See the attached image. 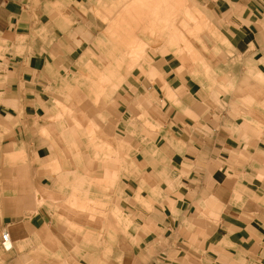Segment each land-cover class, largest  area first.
Masks as SVG:
<instances>
[{
	"label": "crops",
	"instance_id": "1",
	"mask_svg": "<svg viewBox=\"0 0 264 264\" xmlns=\"http://www.w3.org/2000/svg\"><path fill=\"white\" fill-rule=\"evenodd\" d=\"M133 1L128 11V0H0V40L9 38L0 57V151L28 157L2 160L24 174L12 185L9 171L4 182L0 241L7 228L13 248L0 251V264H264V0H185L208 26L206 50L196 48L211 79L203 64L175 55L171 36L140 32L144 24L155 28L160 7L165 13L175 0ZM182 21L192 22L185 13ZM116 23L142 26L136 36L151 63L133 69L103 109L117 122L115 132L103 131L122 141L113 144L119 163L79 145L78 162L43 133L62 134L44 122L54 100L49 89L93 71L81 68L85 55H110ZM141 111L157 128L138 122L134 135L128 118ZM97 199L104 220L92 218L88 201ZM117 215L125 226L113 225Z\"/></svg>",
	"mask_w": 264,
	"mask_h": 264
},
{
	"label": "rangeland",
	"instance_id": "2",
	"mask_svg": "<svg viewBox=\"0 0 264 264\" xmlns=\"http://www.w3.org/2000/svg\"><path fill=\"white\" fill-rule=\"evenodd\" d=\"M163 1L167 2L168 0ZM128 2L129 5H127V10L129 11V7L135 5L136 1H133L132 3L130 0H128ZM150 4H144V9L147 14L149 12L151 15L152 7ZM173 4H175V6L171 7L170 10L167 9L165 13L164 9L160 7L159 24H154L155 28H153L152 23L144 24V28H142L140 32H144L145 34L152 36H171L172 38L169 39V46L172 48L171 50H173L175 55L179 57L184 64L189 61L192 63L203 64L206 68L207 78L211 79V74L213 72L211 73L210 66L207 64L206 59L201 56L200 52L196 48L199 46H201V48L204 50L207 48L206 44H204L201 39V32L204 30V28L207 29L208 27L205 23L206 20H204V15L197 7L194 6V2V7L191 9H189L187 5L185 7V0H175V3L173 2ZM184 13L188 15L190 21H192L190 22V26L187 25L188 22L186 24L183 21L182 24L177 23L179 17H181V15ZM131 19L133 21L137 20L135 16H133ZM149 20L151 21V17ZM138 26L140 28L142 27L141 25L133 23L113 24V30L108 33V36L111 38V42H109L111 44V54L106 56L85 55L80 61L81 68L93 69V71L86 70L80 72L79 76L70 78L72 80L62 82L60 87H53L49 89L50 93L54 92V100L48 108L49 116L45 118L44 122L47 123V127L49 128L61 129L62 131H60V133L62 134L61 136H52L46 132L43 133L53 145H56V141L62 143L68 154H72L78 162H82L84 158L83 153H78L76 151L78 149L77 146L79 145V149L83 148L86 150H95L94 157L100 159L102 162L105 160H112L113 162L119 163V160L114 159L119 157L117 156L118 153L113 150V144H119L122 141L119 140V136L115 134L106 135L103 131V129L106 128L108 129V132H115L117 122L114 120L112 113V115L105 114L103 113V109L106 106H110L115 103L116 95H118V93L123 90L120 86L125 83V80H127L129 76L132 77L136 74V72L132 73L133 69L138 67L142 71H145L148 67V63H151L150 56L146 54V47H148L147 43L142 41L139 36H136V30ZM209 31H212V33L214 32L212 29H209ZM183 32H186L187 35L192 36L198 44H191L190 41L184 38L185 35ZM120 37L121 39L123 38V41L120 40ZM7 40H9V38L0 40V57H2L4 52L8 50ZM20 40L22 41L23 39ZM213 42L214 44L219 43L216 38ZM221 42L227 46V41L225 39H222ZM97 45L101 48H105L106 46L103 41L99 43L97 42ZM105 63L110 64L111 67H104L103 64ZM93 65L98 66L96 67ZM121 68H126V71H119ZM105 69L111 70L108 71ZM149 78H151V76H149ZM128 90L131 93L137 94L136 88H128ZM225 90L228 91L230 89L225 88ZM89 99H92V102H88ZM243 105H245V107L249 106L246 104V100ZM99 106L102 107V109L99 111L101 113L98 112L95 117L94 115L89 116L88 110L94 111L95 109H98ZM242 115L245 119V122H247V116L244 114ZM138 122H141V127L151 131L157 128V126L153 124L148 118V114L141 111V113L138 115L137 113H133V116L129 115L127 123L129 126L128 132L134 134L135 132H132V130L134 129L133 127L137 126ZM67 128L76 129V131L67 132L64 130ZM77 132L79 133L78 135L74 134ZM27 158L28 157L23 151L11 156H8V154H3L0 151V178L5 176L3 182L0 179V204L2 202L1 198L7 195V188L5 187L6 184H4V182H7L6 177L8 176V172L11 171L12 185L16 182L15 178L17 179L19 177H23L24 174L22 168L11 167V169H9L2 167V160H11V163H13L15 161L24 160ZM60 170V167H56L54 169L52 168L51 172L59 173ZM114 171L115 169L113 168L112 172ZM108 176V178L111 179V182L113 181L112 187L114 188L116 186L114 182L116 181L115 179L117 178V174H109ZM143 188H145V186ZM77 193L78 190L76 189L72 195L75 196ZM87 195L88 194L86 193V196ZM136 200L138 202L143 201L139 197H137ZM88 202H90L89 204L94 213L92 218L96 219V221L104 220L103 212L98 210V207H102L103 205L99 203L98 199L95 202L92 200ZM79 207L81 209L83 208V206ZM113 222L115 223L113 225L125 226L123 224H125L126 221L121 220V217L117 215L115 216V221ZM131 223L132 222L130 220L127 221V224ZM0 251L3 253L1 248Z\"/></svg>",
	"mask_w": 264,
	"mask_h": 264
},
{
	"label": "built area",
	"instance_id": "3",
	"mask_svg": "<svg viewBox=\"0 0 264 264\" xmlns=\"http://www.w3.org/2000/svg\"><path fill=\"white\" fill-rule=\"evenodd\" d=\"M0 247L4 251H10L13 248V239L10 231L4 228L1 234Z\"/></svg>",
	"mask_w": 264,
	"mask_h": 264
}]
</instances>
